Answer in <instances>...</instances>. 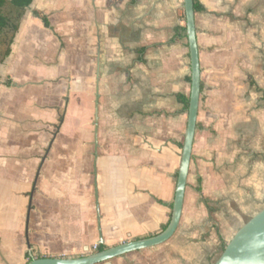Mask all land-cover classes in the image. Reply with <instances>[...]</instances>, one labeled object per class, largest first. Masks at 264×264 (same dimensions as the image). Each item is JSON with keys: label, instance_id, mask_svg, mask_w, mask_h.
Returning a JSON list of instances; mask_svg holds the SVG:
<instances>
[{"label": "crops", "instance_id": "obj_1", "mask_svg": "<svg viewBox=\"0 0 264 264\" xmlns=\"http://www.w3.org/2000/svg\"><path fill=\"white\" fill-rule=\"evenodd\" d=\"M33 5L0 66V264L159 234L188 118L183 0ZM194 5L201 92L179 226L105 264H214L264 208V0Z\"/></svg>", "mask_w": 264, "mask_h": 264}, {"label": "water", "instance_id": "obj_2", "mask_svg": "<svg viewBox=\"0 0 264 264\" xmlns=\"http://www.w3.org/2000/svg\"><path fill=\"white\" fill-rule=\"evenodd\" d=\"M183 13L185 20V36L187 39L190 60V95L188 100L187 125L168 225L163 231L155 236L128 241L117 246L105 248L100 252L89 253V249L84 248L85 256L33 258L32 254L29 253V256H31L32 259L27 264H105L131 253L163 245L174 236L182 214L201 92L198 48L194 25V0H183ZM98 96L97 93L95 96L94 114L95 130H97ZM102 244L103 241L100 236L97 245L99 246ZM28 249L31 250L29 245ZM214 264H264V208L235 233Z\"/></svg>", "mask_w": 264, "mask_h": 264}, {"label": "trees", "instance_id": "obj_3", "mask_svg": "<svg viewBox=\"0 0 264 264\" xmlns=\"http://www.w3.org/2000/svg\"><path fill=\"white\" fill-rule=\"evenodd\" d=\"M33 0H0V66L11 54V47L19 31L21 21L26 10L32 5ZM197 6L194 5V10ZM44 25L48 26L44 18ZM184 31V29H183ZM180 101L188 108V100L180 97ZM166 227H164L165 229ZM163 229V230H164ZM225 245L222 246V250ZM106 247L99 245L95 252L103 251ZM38 258H48L39 256ZM27 263L32 259L29 254L26 256ZM26 263V264H27Z\"/></svg>", "mask_w": 264, "mask_h": 264}, {"label": "rangeland", "instance_id": "obj_4", "mask_svg": "<svg viewBox=\"0 0 264 264\" xmlns=\"http://www.w3.org/2000/svg\"><path fill=\"white\" fill-rule=\"evenodd\" d=\"M32 9H34V5H33V3H32V5L28 8V10H27V12H30V10H32ZM22 22V21H21ZM61 46H64V44L62 43L61 44ZM223 245H225V244H223ZM226 246V245H225ZM93 252H95L93 249H92V251H90L89 253H93ZM222 253V250L221 249H219L218 250V254H221ZM86 254L84 253V254H82V255H80V256H85ZM33 258H37V257H39L38 255H33L32 256ZM74 257H79V256H74ZM26 263H27V260H26Z\"/></svg>", "mask_w": 264, "mask_h": 264}, {"label": "built area", "instance_id": "obj_5", "mask_svg": "<svg viewBox=\"0 0 264 264\" xmlns=\"http://www.w3.org/2000/svg\"><path fill=\"white\" fill-rule=\"evenodd\" d=\"M93 250H94V251L96 250V246L93 247Z\"/></svg>", "mask_w": 264, "mask_h": 264}]
</instances>
